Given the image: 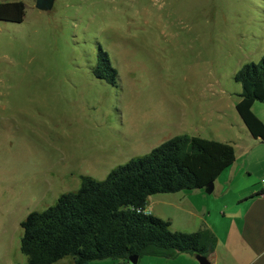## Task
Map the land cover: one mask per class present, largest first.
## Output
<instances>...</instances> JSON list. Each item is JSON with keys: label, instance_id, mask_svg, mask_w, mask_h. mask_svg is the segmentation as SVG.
Returning <instances> with one entry per match:
<instances>
[{"label": "rangeland", "instance_id": "rangeland-1", "mask_svg": "<svg viewBox=\"0 0 264 264\" xmlns=\"http://www.w3.org/2000/svg\"><path fill=\"white\" fill-rule=\"evenodd\" d=\"M15 1L26 4L24 22L0 21V264H28L21 224L83 177L104 181L162 139L192 136L189 101L203 139L244 134L235 76L264 58V0L0 4ZM106 55L115 86L93 73ZM171 213L172 230L188 233V217ZM102 262L122 261L92 264Z\"/></svg>", "mask_w": 264, "mask_h": 264}, {"label": "trees", "instance_id": "trees-1", "mask_svg": "<svg viewBox=\"0 0 264 264\" xmlns=\"http://www.w3.org/2000/svg\"><path fill=\"white\" fill-rule=\"evenodd\" d=\"M26 10L23 1L1 3L0 21L22 24ZM112 66L107 55L99 57L94 76L115 86L118 73ZM235 81L243 88L236 110L250 135L264 140V123L253 113L255 103L264 104V58L245 65ZM235 161L231 144L175 137L113 170L104 181L83 177L77 192L62 195L44 212L31 213L21 224V252L28 264H57L66 258L74 264L103 260L130 264L131 258L170 261L184 254L209 259L218 245L209 228L174 232L170 221L139 211L154 195L205 190Z\"/></svg>", "mask_w": 264, "mask_h": 264}, {"label": "crops", "instance_id": "crops-1", "mask_svg": "<svg viewBox=\"0 0 264 264\" xmlns=\"http://www.w3.org/2000/svg\"><path fill=\"white\" fill-rule=\"evenodd\" d=\"M192 103L195 102L186 105L184 125L193 130L192 137H200V129L191 120ZM253 111L264 123V108L255 103ZM246 131L233 143L217 140L235 148L236 161L214 183L212 195L205 190L154 195L146 207L152 216L170 221L172 226L171 212H183L191 223L188 233L209 228L218 237L217 248L209 258L211 264H264V196H260L264 191V140L253 138ZM171 139L164 138L150 147L149 154ZM197 258L184 254L170 261L145 258L138 264H199Z\"/></svg>", "mask_w": 264, "mask_h": 264}, {"label": "water", "instance_id": "water-1", "mask_svg": "<svg viewBox=\"0 0 264 264\" xmlns=\"http://www.w3.org/2000/svg\"><path fill=\"white\" fill-rule=\"evenodd\" d=\"M54 4H55V0H36V8L42 12L52 11V9L54 8ZM214 189H215V184L211 183L205 189V192L207 195H212L214 193ZM139 260H140L139 258H131L129 262L130 264H138ZM197 260L199 264H211L209 259L204 256H198Z\"/></svg>", "mask_w": 264, "mask_h": 264}, {"label": "built area", "instance_id": "built-area-1", "mask_svg": "<svg viewBox=\"0 0 264 264\" xmlns=\"http://www.w3.org/2000/svg\"><path fill=\"white\" fill-rule=\"evenodd\" d=\"M139 212L140 213H144L145 215H148V216L151 215V213H149L146 209L144 211L140 210Z\"/></svg>", "mask_w": 264, "mask_h": 264}]
</instances>
